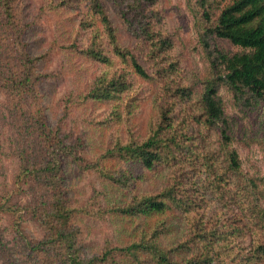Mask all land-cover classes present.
Segmentation results:
<instances>
[{"label":"trees","instance_id":"trees-1","mask_svg":"<svg viewBox=\"0 0 264 264\" xmlns=\"http://www.w3.org/2000/svg\"><path fill=\"white\" fill-rule=\"evenodd\" d=\"M73 1L84 8L79 25L88 37L80 48L71 47L100 66L83 99L109 109L98 125L120 128L128 123L130 130L143 91L139 82L151 85L143 134L126 130L124 140L118 135L86 164L110 184L129 190L128 197L108 211L143 222L129 242L86 254L74 223L81 211L71 204L64 170L65 163L81 166V158L60 128L46 122L48 110L41 103L45 74L36 65L42 54L30 48L32 21L24 17L22 0H0V88L20 144L14 186L5 198L15 200L0 202V213L11 218V231L24 256L36 264H116L117 257L127 264H264V211L257 205L262 192L243 174L237 151L229 145L216 94L223 85L264 104V0H190L203 33L236 48L213 50L210 76L195 93L170 53L171 38L156 26L160 15L155 0H111L116 22L104 0ZM213 133L216 148L211 146ZM34 140L37 155L30 150ZM102 160L117 161L121 167L103 169ZM201 173L205 178L197 177ZM153 176L160 184L140 190V183ZM205 179L208 197L200 186ZM32 180L39 185V199L19 205L21 187ZM213 201L228 208L232 218L213 223L208 215ZM24 217L36 221L41 238L23 234ZM174 219L180 230L171 238ZM243 232L250 235L247 247L235 240Z\"/></svg>","mask_w":264,"mask_h":264},{"label":"rangeland","instance_id":"rangeland-1","mask_svg":"<svg viewBox=\"0 0 264 264\" xmlns=\"http://www.w3.org/2000/svg\"><path fill=\"white\" fill-rule=\"evenodd\" d=\"M63 1L64 5L61 4ZM103 3L112 21L116 22L112 1L104 0ZM22 5L25 19L32 21L27 33L30 48L32 52L42 54L36 65L41 74H45L41 83V103L48 110L46 122L52 129L54 126L60 128L64 139L74 145L81 158V166L64 164L68 196L71 204L81 211L74 219L79 227L78 239L87 255L100 254L106 247L129 242L133 230H138L143 222L138 218H124L109 212L112 204L123 202L128 197L129 190L110 184L96 169L86 165L94 162L118 135L124 140L128 136V123L120 124V128L117 125L99 126L98 122L109 110L108 105L83 99L100 66L71 47L75 44L80 48L88 37L87 30H82L79 25L84 10L82 4L73 0H22ZM153 7L160 15L156 26L172 40L170 53L181 66L184 83L192 86L194 93L198 92L202 82L210 76L209 60L214 54L213 50L218 47L231 52L236 48L203 33L200 18L190 0H155ZM139 84L143 85V91H140L142 95L138 93L140 106L136 116L131 119L128 131L142 135L143 125L147 121L151 85L145 82ZM216 94L227 123L229 145L237 151L243 174L252 178L256 188L262 192L263 197L259 196L257 205L264 211V104L244 95H235L223 85L218 86ZM3 100L6 98L0 88V202L9 204L15 200L7 201L5 198L12 184L14 186L20 144L17 143V131ZM216 139L217 135L213 133V148L217 146ZM30 150L33 155L38 154L39 146L35 140L31 142ZM100 166L103 169L113 167L115 171L121 167L117 161L104 160L100 161ZM197 177L205 178L204 173L197 174ZM33 181L21 187L22 198L17 197L19 202L22 201L18 202L19 205L23 202L32 204L39 199V185ZM159 184V178L153 176L148 183H140V190H152ZM200 186L208 197L206 179ZM252 198H258V195ZM218 204L213 201L208 213L212 222L216 221L217 224L232 218L228 208L219 207ZM10 221L8 214L0 213V264H36L24 256L26 252L18 236L11 231ZM21 225L26 237H42L36 221L24 217ZM171 225L173 233L170 237L176 238L180 230L176 227L180 223L174 219ZM243 233L236 235L235 240L247 247L250 235ZM115 259L116 264H127L124 258Z\"/></svg>","mask_w":264,"mask_h":264}]
</instances>
